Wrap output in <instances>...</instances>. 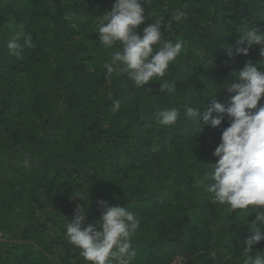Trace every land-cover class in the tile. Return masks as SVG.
<instances>
[{
    "label": "trees",
    "instance_id": "1",
    "mask_svg": "<svg viewBox=\"0 0 264 264\" xmlns=\"http://www.w3.org/2000/svg\"><path fill=\"white\" fill-rule=\"evenodd\" d=\"M113 3L0 0V264H89L64 225L78 204L86 209L85 225L94 223L101 199L140 220L133 264H171L176 257L180 264H243L242 243L256 214L226 213L199 183L217 160L212 153L229 118L223 114L216 128L201 120L199 132L183 106L203 111L217 92L227 107L223 87L235 73L249 61L264 71L260 46L236 54L245 26L264 32V0L142 5L148 19L137 33L162 16L165 38L184 42L164 77L176 81L175 93L161 92L158 81L137 88L126 75H105L102 65L115 49L99 42L95 17ZM185 4L187 19L172 21ZM21 29L32 35L33 47L18 58L6 44ZM116 99L121 108L113 114ZM163 107L180 108L175 125L155 121L154 111ZM26 154L34 161L30 170L21 164ZM81 194L84 200L74 196ZM256 227L264 234V223ZM254 247L264 253V241Z\"/></svg>",
    "mask_w": 264,
    "mask_h": 264
},
{
    "label": "clouds",
    "instance_id": "2",
    "mask_svg": "<svg viewBox=\"0 0 264 264\" xmlns=\"http://www.w3.org/2000/svg\"><path fill=\"white\" fill-rule=\"evenodd\" d=\"M145 3L148 4V0H114L110 11L95 17L99 42L107 49H115L102 67L106 76L126 75L137 88L158 81L161 92L175 93L176 81L164 77L169 66L183 53L184 42L165 38V31L160 30L162 16L142 33H137V27L148 19L142 7ZM186 8L185 4L175 10L171 20L177 23L186 20ZM72 18V14L65 13V20ZM167 27H170L169 22ZM240 34L236 54L247 55L253 45H258L260 55L264 57V32L245 26ZM6 47L10 56L19 58L25 47H33V37L18 30L9 38ZM223 90L230 94L227 107L215 99L217 92L210 98L211 106L203 111L198 106H183L184 117L199 125V132L203 125L220 126L223 114L229 118V126L222 130L220 142L212 153L217 160L207 164L210 171L204 173L199 183L216 203L227 206L226 213L239 209L244 210L246 218L251 213L256 214L250 225L251 234L242 243L243 264H264V253L254 247L264 241V234L256 227L257 222L264 223V105L257 107L264 96V71H259L249 61ZM120 108L121 100H113L111 112L115 114ZM213 113L217 115L213 116ZM153 116L160 125L171 126L177 123L181 110L163 107L154 111ZM33 163L27 154L21 161L29 170ZM74 196L84 200L82 194ZM97 206L101 212L99 219L86 225V209L79 204L76 206L71 222L67 219L64 225L69 243L80 250V255L89 264H133L136 250L132 240L140 227L138 216L125 206H109L102 199L97 201ZM253 250L256 251L254 255Z\"/></svg>",
    "mask_w": 264,
    "mask_h": 264
},
{
    "label": "rangeland",
    "instance_id": "3",
    "mask_svg": "<svg viewBox=\"0 0 264 264\" xmlns=\"http://www.w3.org/2000/svg\"><path fill=\"white\" fill-rule=\"evenodd\" d=\"M171 264H180V257H176Z\"/></svg>",
    "mask_w": 264,
    "mask_h": 264
}]
</instances>
